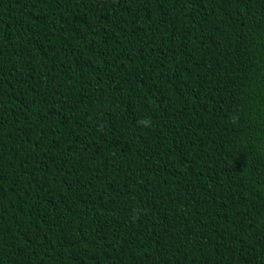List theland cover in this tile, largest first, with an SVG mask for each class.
<instances>
[{
  "label": "trees",
  "instance_id": "trees-1",
  "mask_svg": "<svg viewBox=\"0 0 264 264\" xmlns=\"http://www.w3.org/2000/svg\"><path fill=\"white\" fill-rule=\"evenodd\" d=\"M0 264H264V0H0Z\"/></svg>",
  "mask_w": 264,
  "mask_h": 264
}]
</instances>
